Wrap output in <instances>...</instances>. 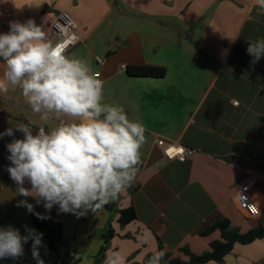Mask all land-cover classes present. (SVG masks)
Masks as SVG:
<instances>
[{
  "label": "crops",
  "instance_id": "0c3cea01",
  "mask_svg": "<svg viewBox=\"0 0 264 264\" xmlns=\"http://www.w3.org/2000/svg\"><path fill=\"white\" fill-rule=\"evenodd\" d=\"M59 12L70 14L78 26L80 43L67 56L86 61L100 74L104 103L122 105L146 128L139 171L115 200L116 211L105 205L80 218L63 213L45 221L61 225L72 264H96L103 247L101 264L117 253L124 264H146L158 250L157 238L172 258L187 260L183 249L200 255L220 239L219 232L201 236L217 219L229 220L240 233L264 227V57L255 61L246 51V41L264 39V10L254 0H0V33L9 31L10 21L32 19L54 45L58 38L50 23ZM97 56L107 57L105 65L97 64ZM141 65L164 68L166 75L126 74L127 66ZM4 70L0 64V76ZM58 123L43 121L19 88L9 85L0 92V132L8 127L15 132L0 139V227L11 225L27 235V226L41 233L33 222L37 216L17 207V201L27 199L35 212H49L43 202L18 196L7 172L6 145L23 137L15 131L18 124L36 134ZM159 139L195 153L184 163L170 161L157 147ZM246 185L260 208L256 219L238 208ZM24 186L31 187L27 181ZM130 207L137 220L120 227L118 212ZM109 223L116 236L105 245L100 235ZM31 243L24 245L22 257L0 259V264H37ZM42 245L45 264H66L60 254L52 258L43 235ZM208 264H264V238L236 244L222 263Z\"/></svg>",
  "mask_w": 264,
  "mask_h": 264
},
{
  "label": "clouds",
  "instance_id": "9594fccd",
  "mask_svg": "<svg viewBox=\"0 0 264 264\" xmlns=\"http://www.w3.org/2000/svg\"><path fill=\"white\" fill-rule=\"evenodd\" d=\"M264 10V0H254ZM247 42V53L259 61L264 57V39ZM0 92L11 85L21 90L31 110L47 122L56 118V127L33 134L26 124L16 125L22 138L6 145L9 155L7 172L16 184L18 196L43 202L46 212L54 205L60 212L77 218L95 213L115 201L134 183L140 164V149L146 142V128L131 120L124 107L103 102V81L90 65L76 57L57 54L56 46L34 20L10 21L9 31L0 33ZM64 117L66 119H60ZM14 137L12 127L0 132ZM31 187L26 188L25 182ZM38 219L50 216L34 211L27 199L18 200ZM27 235L9 225L0 227V259H19L24 245L32 241V258L40 257L42 233L25 226ZM166 253L155 252L146 264H161ZM106 264H124L118 253L106 258Z\"/></svg>",
  "mask_w": 264,
  "mask_h": 264
},
{
  "label": "trees",
  "instance_id": "16d2710c",
  "mask_svg": "<svg viewBox=\"0 0 264 264\" xmlns=\"http://www.w3.org/2000/svg\"><path fill=\"white\" fill-rule=\"evenodd\" d=\"M126 74L130 77L139 78H163L166 75V70L160 67L143 65L127 66ZM116 207L117 203L115 201L106 205V208L111 212L116 211ZM118 214L119 216L117 222L120 227H125L137 220V214L133 207L120 210ZM33 222L36 228L40 230V232L48 241L50 253H56L58 251V245L63 240V230L61 225H47L45 221H39L35 217L33 218ZM215 232L220 233V239L213 241L210 244L211 251L197 255L192 253L189 249L185 248L182 250V253L187 258V260L172 258V256L164 250L162 242L157 238V251L163 250L166 253L164 261H161V264H208L210 262L222 263L224 258L233 251L236 244L250 245L257 240L264 238V227L260 226L246 233H240L238 230H233L231 228V223L227 219L223 221L217 219L207 231L201 234V236H208ZM115 236L116 232L113 229L112 225L109 223L104 232L100 235V238L104 242V244L107 245ZM105 250V247L101 249L102 258L104 256ZM102 258L96 264H101ZM148 258L150 257H147L146 261Z\"/></svg>",
  "mask_w": 264,
  "mask_h": 264
},
{
  "label": "built area",
  "instance_id": "2783aa9c",
  "mask_svg": "<svg viewBox=\"0 0 264 264\" xmlns=\"http://www.w3.org/2000/svg\"><path fill=\"white\" fill-rule=\"evenodd\" d=\"M51 33L58 38V41L54 44L56 46L57 54L67 55L68 52L77 47L80 43L79 36L77 34V23L74 21L72 16L66 12H59L52 16L50 23ZM95 60L98 65L103 66L107 61V57L97 56ZM99 79L101 76L99 73H95ZM237 105V103H234ZM157 147L162 151L165 158L170 161L177 160L181 163L186 162L195 153V150L184 147L178 143L168 142L164 139L157 141ZM238 208L239 210L249 219H256L260 217V208L256 202L250 196L249 185L244 186L238 197ZM63 214L60 210H51L45 214L50 218H56ZM37 218V217H36ZM39 221H46L38 219ZM71 258H74L73 253L70 254Z\"/></svg>",
  "mask_w": 264,
  "mask_h": 264
},
{
  "label": "rangeland",
  "instance_id": "374dc122",
  "mask_svg": "<svg viewBox=\"0 0 264 264\" xmlns=\"http://www.w3.org/2000/svg\"><path fill=\"white\" fill-rule=\"evenodd\" d=\"M65 246H67V241H62L59 245H58V253H54L52 258L56 259L57 255L60 254L61 258L65 259V263L66 264H72V261L66 257V248ZM138 262H133L132 264H137Z\"/></svg>",
  "mask_w": 264,
  "mask_h": 264
}]
</instances>
